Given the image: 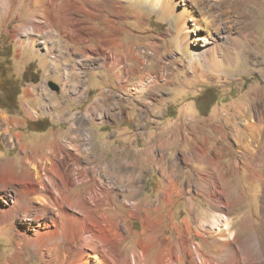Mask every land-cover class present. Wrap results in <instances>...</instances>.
Wrapping results in <instances>:
<instances>
[{"label":"rangeland","instance_id":"1","mask_svg":"<svg viewBox=\"0 0 264 264\" xmlns=\"http://www.w3.org/2000/svg\"><path fill=\"white\" fill-rule=\"evenodd\" d=\"M207 1L200 5L213 7L198 16L203 29L198 34L207 35L202 19L209 18L222 27L224 37L190 45L184 43V36L194 41L197 32L189 34L182 27L178 32V17L170 6V16L163 19L132 1L68 0L63 45L47 56L37 46H22L12 33L22 21L3 16L0 103L5 107L0 104V161H14L20 174L22 169L27 171L24 160L32 151L39 155L57 133L80 120L92 138L89 143L96 159L138 163L144 176L141 199L153 202L165 189L150 153L161 139L167 164L178 171L180 184H185L182 194L175 196V207L161 213L174 211V222L181 227L188 218L193 240L205 247L194 234L196 209L203 219L212 208L207 197L210 187L220 184L229 198L242 195V203L229 212L246 242L245 253L251 248L258 252L250 240L257 237L264 243V97L260 99L264 96V0ZM193 47L204 55H192ZM53 62L58 68L47 74ZM12 83L19 87L14 102ZM58 104L60 113L55 110ZM94 107L102 114L90 115ZM56 115L61 116L57 119ZM122 147L131 155L122 154ZM82 162L87 166L86 160ZM90 162L96 163L92 158ZM96 167L97 173L103 172L102 166ZM256 173L262 175L260 179H254ZM188 198L194 199L193 211ZM129 225L137 232L124 242L126 252L133 250L143 228L141 220L129 218ZM164 225H168L164 234L172 233L169 216ZM10 231L0 224V264L19 254L24 264H44L29 247L19 251L17 234Z\"/></svg>","mask_w":264,"mask_h":264},{"label":"bare ground","instance_id":"2","mask_svg":"<svg viewBox=\"0 0 264 264\" xmlns=\"http://www.w3.org/2000/svg\"><path fill=\"white\" fill-rule=\"evenodd\" d=\"M125 1L148 7L163 19L170 16L167 13L170 6L178 17L175 23L178 32L179 27L189 34L197 32L194 41L184 36V43L209 44L224 37L222 27L209 18L202 19L207 35L198 34L203 30L198 16L213 7L207 4L203 10L200 4L207 0ZM67 2L0 0V21L3 16H16L22 23L12 32L13 37L22 46H37L40 53L51 55L53 48L63 45L66 36ZM181 7L183 10H179ZM191 52L195 56L204 55L197 47ZM57 68L56 62L51 63L47 74ZM69 73L68 68L63 72L65 85ZM61 109L60 104L56 105L55 110L60 113ZM32 113L36 116L34 111ZM98 113L102 114V110L96 107L90 111V115ZM1 120L6 124L5 117L1 116ZM82 124L80 120L72 122L69 129L57 133L54 141L44 144L39 155L36 150L32 151L24 160L29 168L22 169L21 174L15 169L14 161H0V224L17 234L19 251L29 247L44 264H264V243L257 237L249 238L258 252L251 248L250 253H245L246 242L243 244L241 231L236 229L229 212L242 203V195L229 198L220 184L211 185L212 192L207 197L212 208L205 212L203 219H199L200 210L196 209L198 226L194 234L203 239L204 247L193 240V224L188 218L182 220L184 227H181L174 222V211L161 213L164 208L168 211L175 207V196L182 194L185 185L180 184L178 171L167 164L162 140L155 141L150 153L161 171L165 189L157 200L143 203L141 182L144 176L139 172L138 163L125 160L116 164L104 160L103 156L96 159L89 143L92 138L87 126ZM18 140L22 143L20 134ZM22 148L27 153L23 144ZM119 151L131 155L126 147ZM91 158L96 161L95 165L91 164ZM83 159L87 166H82ZM96 166H102L103 172L97 173ZM259 175L253 174L254 179L262 176ZM188 183H192V178ZM81 185H84L82 189ZM188 201L193 211L194 199L188 198ZM129 208L128 215H124V210ZM225 211L226 214L222 213ZM168 216L173 231L166 235L168 225L164 224ZM129 218L141 220L143 228L133 250L126 252L124 242L137 232L129 225ZM19 220L21 225H18ZM155 247L158 248L154 251ZM20 256L5 264H24Z\"/></svg>","mask_w":264,"mask_h":264},{"label":"trees","instance_id":"3","mask_svg":"<svg viewBox=\"0 0 264 264\" xmlns=\"http://www.w3.org/2000/svg\"><path fill=\"white\" fill-rule=\"evenodd\" d=\"M12 86L15 88L14 92H12V95H11L12 101L14 102L19 95V87H18L17 83L16 84L12 83ZM213 101H214V95H213ZM211 105H213V103ZM1 107L4 108L5 106L1 104Z\"/></svg>","mask_w":264,"mask_h":264},{"label":"water","instance_id":"4","mask_svg":"<svg viewBox=\"0 0 264 264\" xmlns=\"http://www.w3.org/2000/svg\"><path fill=\"white\" fill-rule=\"evenodd\" d=\"M52 87H53L54 89H56V90L58 89L57 85H55V84H53Z\"/></svg>","mask_w":264,"mask_h":264},{"label":"crops","instance_id":"5","mask_svg":"<svg viewBox=\"0 0 264 264\" xmlns=\"http://www.w3.org/2000/svg\"><path fill=\"white\" fill-rule=\"evenodd\" d=\"M263 97H264V96H262L260 99H263ZM243 100H245V99L243 98ZM263 100H264V99H263Z\"/></svg>","mask_w":264,"mask_h":264}]
</instances>
